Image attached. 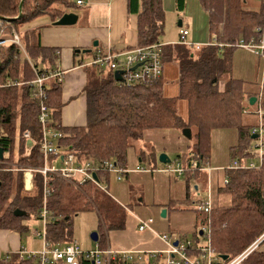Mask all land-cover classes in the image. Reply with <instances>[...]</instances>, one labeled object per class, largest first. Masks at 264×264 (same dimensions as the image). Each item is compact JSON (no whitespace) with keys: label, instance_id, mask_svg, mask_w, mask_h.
I'll return each instance as SVG.
<instances>
[{"label":"trees","instance_id":"obj_1","mask_svg":"<svg viewBox=\"0 0 264 264\" xmlns=\"http://www.w3.org/2000/svg\"><path fill=\"white\" fill-rule=\"evenodd\" d=\"M82 1V0H81ZM207 12L208 29L217 44H203L191 50L178 42L162 44L164 66H176L178 76L172 83L173 94H165L166 80L161 76L152 84L120 85L111 72L87 71L84 94L86 98L87 122L82 126H62L60 124L61 82H48L47 103L52 109V126L62 133L58 145L70 151L78 162L93 159L101 161L113 159L118 165L128 167V150L136 148L140 161L156 167V159H151L154 151L145 152L135 147L148 130L183 128L191 130V146L186 153L179 154L177 160L185 169L184 208L195 210L196 225L193 246L199 245V229L208 224L210 245L218 264H225L252 244L264 232V161L257 168L225 169L227 180L216 187L215 204L208 213L195 207L199 199L190 195L188 180L201 174L199 167L206 166L211 152V133L215 129L235 128L236 143L229 146L230 160L254 157L251 128L256 125L247 119L243 109L249 108V98L260 95L264 103V78L261 84L232 74V59L236 49L231 45L240 38L248 39L253 29L261 24L263 2L256 9L247 6L249 0H199ZM83 2V1H82ZM20 0H0V16L6 31L19 32L21 24L40 16H48L52 22L63 13L73 12L81 4L76 0H24L21 5L22 17L18 15ZM185 0H175L177 10H182ZM129 14L137 16V32L140 45L160 42L164 11L162 0H127ZM21 33L24 49L36 67L44 70L50 67L56 56L55 48L40 44L39 33L34 29ZM20 50L14 45L0 47V147L3 162L19 165L41 166L42 155L35 144L29 153L24 151L26 140L22 132L29 130L37 142L39 124L37 113L39 101L32 97L29 85L11 82L32 79L30 65L20 58ZM256 103H254L255 105ZM254 116V115H253ZM18 130V150L13 157L15 133ZM17 146V145H16ZM154 161V162H152ZM196 163L197 167L192 164ZM0 163V229H10L20 233L27 230L26 217L39 216L43 203L42 174L35 173L33 188H23L21 171L5 168ZM102 182L109 185L111 175L97 172ZM50 194L46 198V208L53 218L45 226V238L51 245L71 241L73 217L80 212L94 211L99 222L97 243L101 249L105 244L101 238L104 231L123 229L126 210L113 197L90 181L78 183L67 181L55 175L45 178ZM217 202V203H216ZM15 210L23 212L16 215ZM196 254L197 252H189ZM0 264H37L34 258L20 259L19 252L9 253L7 260ZM57 264H63L58 262ZM78 264H91L83 256ZM110 264H143L141 261H125L120 257ZM144 264H164L161 256L150 257ZM240 264H264V251L255 247Z\"/></svg>","mask_w":264,"mask_h":264},{"label":"built area","instance_id":"obj_2","mask_svg":"<svg viewBox=\"0 0 264 264\" xmlns=\"http://www.w3.org/2000/svg\"><path fill=\"white\" fill-rule=\"evenodd\" d=\"M263 2V15L261 24L257 25L253 29V34L248 38H240L231 45L236 48H243L249 50L261 57L263 61V66L261 67V79L260 83H263L264 78V0ZM77 4H81V0H76ZM6 24L0 20V47L5 45H14L20 50V58L24 59L31 67L33 78L19 79L17 81L11 82L17 85H29L32 91V97L39 101L37 122L39 124V139L37 142L31 136L29 130L22 132V138L26 140V145L24 151L29 153L31 148L36 144L38 154L43 157V164L41 166L32 165H19L17 163H11L10 168H5L15 171H21L23 177V188L27 191L33 188L34 174L39 173L44 177L43 180V203L39 210L38 218L43 221V231L34 232L35 236L42 237V250L39 253L31 251H19L20 259H31L34 258L37 264L52 263L57 264L62 262L63 264H78V257L83 256L85 259L89 260L91 264H110V262L117 257L125 261L138 260L142 261V254L139 251H129V250H112L109 247L101 249L97 242H95L94 247L91 249H83L81 244L76 240H71L67 243L51 245L45 238V226L53 218L50 216L47 210L46 198L50 194V190L46 186V176L55 175L63 178L67 181H75L78 183H83L85 181H90L95 184L99 189L108 192V185L102 182L97 176V172H108L116 180H121L123 174H128L130 172H149L154 170L153 167H144L137 164L135 167H122L118 165L113 159H105L101 161H95L93 159L86 160L83 162H78L77 158L72 152L63 150L59 146L58 141L62 136L60 130L53 127L52 124V109L47 103L48 99V82L55 80L58 82L62 81L64 74L63 70H60L58 65L51 64L49 68L40 70L36 67L34 60L29 57L24 49L22 38L19 32L6 31ZM179 41L178 43L185 45L191 50H197L201 45L198 43H193L186 40L188 35L187 28L180 27L178 30ZM223 45L217 40L209 41L207 44H217ZM162 44L160 42L140 45L133 47L125 51H114L108 49L106 51L97 50L95 51L87 61L82 62L81 66L94 67L97 70L111 72L114 79V73L118 72L120 74V79L115 80L120 85H133V84H152L154 81L158 80L162 75V70L164 68V59L162 55ZM58 52H56L57 56ZM56 63V62H55ZM255 107L250 110L249 108L243 109L244 113H252L256 119L257 123L251 128V134H256L254 139V144L252 147L258 149L254 152V157H256L257 162L252 159H232L225 169H240V168H257L264 161V103L261 101L260 95L256 98L254 102ZM59 160L62 164L61 167H56L54 162ZM1 164H6L3 159H0ZM9 164V163H7ZM193 167H197L196 163L193 162ZM207 166L199 167V170H206ZM163 171L168 173H177V175H183L185 169L182 167L179 161L169 164H165ZM96 175V178L93 177ZM227 180L224 177L223 182ZM195 207L204 212L208 213L212 208V201L210 197V190L205 198L199 199L195 203ZM153 222L152 217L148 218H138L137 228L138 230L149 229L151 223ZM202 230V236L206 239L205 245L193 246L192 240L187 238L179 237L177 234L160 233L159 238L167 242L168 249L164 251V264H218L220 257L216 256L210 245V233L208 224H202L200 229ZM264 238V232L244 251L238 254L236 257L232 258L225 264H238L245 256L252 251L256 244ZM177 241L176 245L173 242ZM189 252H197L196 254H190ZM144 253V252H143ZM149 255L152 257L160 254V251H149ZM9 254H6L4 261L8 259Z\"/></svg>","mask_w":264,"mask_h":264},{"label":"crops","instance_id":"obj_3","mask_svg":"<svg viewBox=\"0 0 264 264\" xmlns=\"http://www.w3.org/2000/svg\"><path fill=\"white\" fill-rule=\"evenodd\" d=\"M82 1L83 2L81 5H78L73 9V12L78 15L76 24L78 26H81V29H79L81 30L80 32H77V29L73 27L65 28L64 26L54 25L51 19L45 15L37 17L28 23L21 24L19 28L20 30L19 32L35 29L39 33L40 44L44 47L55 48V53L58 52L57 57L54 58L52 64L58 65L59 69L64 71L60 86V98L62 102V106L60 109V124L62 126H82L85 125L87 122L86 98L84 94V86L86 84L87 71H91L92 69L90 68V66H85V65L81 66L80 64L85 61L82 60V57H78V56L81 54H87L90 57L97 50L106 51L108 49H111L114 51L116 50L125 51L133 47L140 46L138 41V32H137V16L128 13L127 0H87V2H89V6L87 8L83 7L85 1L84 0ZM249 2L250 1H247V6L253 9H256L258 5H260V1L258 2L257 6H253L252 1H251L252 4H250ZM79 18H81V20L83 18V23H79V24L77 23ZM103 20L105 22L106 32H102V30L97 29V25L102 26ZM130 22L133 26L132 30L127 29V26ZM93 26L95 30L94 28H92ZM178 27L187 28V25L183 27V24L181 22V24L178 25ZM21 38L23 37L21 36ZM214 40L216 39L209 41H214ZM94 41L97 42L96 46L93 45ZM166 44H174V43H166ZM82 49H89V50L83 53L81 52ZM167 65L176 68V66L172 64H167ZM176 79L177 77L175 79L171 78V80L165 79L166 80L165 94L172 96L173 94L172 92L174 90V88H172V83ZM260 79H261V72H260ZM246 80H250V79H246ZM255 80H256V76L253 81ZM145 133L143 135V139H147L149 142V139H152L151 138L152 134H150L149 137H146ZM169 133H170L169 136L175 139L177 142L176 145L174 146L173 144H171L170 141L168 143L171 144L170 149H172L174 153H177L176 157L178 158L179 156L178 154H180L181 152L186 153L188 149L185 151L182 150L183 148L180 147L181 138H179L180 133L178 131L177 132L172 131ZM153 135H158V134H153ZM164 135H168V134H164ZM140 148L145 150V148L143 147ZM228 149H227V154H229ZM153 151L154 153L151 156V159L155 158L158 161V156H157L158 154L155 151V149H153ZM162 151L164 152V150ZM213 152L214 151L210 152L209 163L208 165H206L207 166L206 170H208V174H207L208 178L206 179V182L209 190L212 189L213 183H214V188H216L215 182L217 184L216 186L222 184L225 177L223 171L230 162V157H229L228 163H224V162L221 163L222 162L220 161L221 155L218 156L217 154L214 155ZM137 160L138 162H140V158ZM177 161L178 160L174 162ZM163 168L164 167L160 168V166L153 167L154 170L152 171L156 173L153 176H150V178L151 180L155 181L156 185H158L160 180L166 179L167 176L171 177V174L168 172H167L168 173L167 176L162 175L164 172L162 170ZM215 171H220L221 181L219 180L217 181V179L219 178V174ZM134 173H139V174L133 175L132 177L133 181H138L140 177L144 178L143 175H140L141 172H134ZM177 176L179 175L177 174L174 175V177ZM191 179H194V177H191ZM194 188L197 189L198 188L197 185H195ZM108 193L113 197L114 200H116L120 205H122L125 208L126 213L130 211V213L133 216L129 217L126 215L125 226L123 229L104 231L102 233L101 238L106 248L109 247L112 250H118V251L120 250L139 251L140 254H142L143 256L141 262L144 263L146 261H149L150 257L152 258L151 254L149 255L148 253L149 251H160V254L158 256H161V259L164 263L165 260L164 251L168 249V245L167 242L159 238L160 233H166L169 229H171L170 234L174 233L179 235V237L182 238L184 237L189 240L195 239L194 234L197 228L196 213L194 216L193 214H191L192 215L191 218L188 219L184 218L185 225L181 227H180L181 224H173L172 222V216L174 215L175 213L174 212L172 215H170L171 221L170 220L167 221L168 224L166 225V227L164 223L157 222L155 227L154 225H151L149 229L138 230L137 220L138 218L141 217L133 210H131L127 203L126 204L123 203L122 200L120 201L113 194H111L109 192V185H108ZM210 197L213 204L214 197L212 199L211 193H210ZM198 198L201 199L203 197L201 198L198 197ZM142 199L143 197L140 196L139 201ZM157 203L162 208L166 209V217H167L168 209L170 208L165 207L164 202L161 203L157 202ZM35 231L40 232V230H34L33 236ZM23 233L10 229H0V260H3L6 254L9 253L18 254V252L24 250V248L26 247L29 248V244L22 241ZM188 234L192 235L191 237L192 239L186 237V235ZM71 240H76V239L71 237ZM199 245H202L200 241H199ZM82 248L87 250L93 247L91 244V246H86V247L83 246Z\"/></svg>","mask_w":264,"mask_h":264},{"label":"rangeland","instance_id":"obj_4","mask_svg":"<svg viewBox=\"0 0 264 264\" xmlns=\"http://www.w3.org/2000/svg\"><path fill=\"white\" fill-rule=\"evenodd\" d=\"M83 7L87 8L89 6V2L84 0ZM250 4L251 1L253 2V6H257L260 0H249ZM175 0H162V8L164 11V19H163V26L162 32L159 35V41L163 44L166 43H176L179 41V34H178V20H181L183 27L187 25L188 36L186 40L198 43V44H207L209 40H213L214 38L211 36L208 26H207V12L204 11L201 3L199 0H185V5L182 10L175 9ZM83 23V18H79L78 22ZM65 28H76L77 32H80L81 26H78L76 23L73 25H65ZM94 28V26L92 27ZM97 29L102 30V32H106L105 22L102 21V26L97 25ZM128 30H132L133 26L131 22L127 26ZM95 30V28H94ZM20 31V30H19ZM210 35V38H209ZM78 57H82L83 61H87L89 56L87 54H81ZM232 74L233 76L242 77L245 79L260 81V72L261 67L263 66V61L261 57L257 56L253 52L243 49V48H236L233 53L232 59ZM92 71H97L96 68L90 67ZM112 74V73H111ZM164 79L171 80V78H176L178 76L177 70L173 66H164L161 74ZM249 109L252 110L255 105L249 104ZM247 119L255 123L256 119L253 114H248ZM178 131L180 140V147L183 148L182 150H187L191 145V138H185L181 131L175 128H165V129H156L147 131L145 133L146 137H149L152 134L149 142L147 139H140L137 141V145L135 147H143L145 148V152H150L149 150L155 149L157 154L159 155L160 152L167 154L170 158L173 165L175 164L174 161L177 159V153H174L172 149H170L171 144L176 145V140L169 136V132ZM157 132V133H154ZM18 130L15 133V145H13V157L17 156L18 150V139H17ZM147 134V135H146ZM158 134V135H153ZM168 134V135H164ZM163 135V136H162ZM169 136V137H168ZM168 138V140H167ZM171 138V139H170ZM183 138V139H182ZM167 140V141H165ZM237 140V132L235 128H227V129H215L211 133V151H214L213 154L221 155V163H228L229 161V154H227V149L230 145L234 144ZM171 142L169 144L168 142ZM255 142H253L254 144ZM17 145V146H16ZM154 147V148H153ZM136 148H130L128 150V167H135L137 164H140L144 167H150L148 162L140 161L138 162L137 157L135 154L137 153ZM258 149H254V152H257ZM181 152L180 154H182ZM157 155V156H158ZM179 155V154H178ZM253 161L257 162L256 157L252 156L249 158ZM231 161V160H230ZM153 162V161H152ZM157 163V167L160 168L165 166V163H161L160 161H155ZM14 163V162H13ZM209 163V161H208ZM56 167H61L62 164L59 160L54 162ZM208 165V164H207ZM7 167H11V164L6 165ZM219 174V178L217 181H221V173L220 171H215ZM224 172V171H223ZM130 172L128 174H123L122 179L120 181L116 180L113 175H111V179L109 181V192L113 194L117 199L120 201L122 200L123 203H127L131 210L137 213L141 218H148L152 217L153 222L151 225H156L157 222H161L166 225L168 224L167 221H171L173 224H181L184 226V218H191V214L195 215V210L192 208H184L182 200H184L185 195V175H179L174 177L177 173H170L171 177L167 176V172H163V176H167L166 179H162L159 181L158 185L155 184V181L151 180L150 176H153L156 172L149 171V172H141L140 175H143L144 178L140 177L138 181H133V175H138L139 173ZM145 173V174H144ZM151 174V175H150ZM208 170H202L200 176L194 177V179L188 180L189 191L192 198L199 199L198 197L205 198L208 195L209 188L207 186L206 179ZM223 183V182H222ZM195 185H197V189H195ZM215 182V187L216 186ZM158 186V187H157ZM215 191L214 183L212 185V189H210V193L212 194V199H215ZM142 196L143 199L139 201V197ZM164 202L165 207L170 208L168 209L167 217H161L160 213L161 210L164 209L158 203ZM215 201L213 200L212 207L214 206ZM217 203V202H216ZM198 212H196L197 214ZM127 216H133L130 211L127 212ZM27 231L22 234V241L29 244V248H24L23 251H31L39 253L42 250V237L41 236H33L34 230L43 231V221L40 218L34 217L30 215L26 217L24 220ZM198 222V219H197ZM73 230H72V238L76 239L81 246H91L94 247L95 242L91 240L90 234L92 232H99V222L97 219V215L94 211H84L78 213L76 216L73 217ZM197 225V223H196ZM171 229H169L166 233L170 234ZM185 235V234H184ZM186 237L191 238L192 235L188 234ZM192 239V238H191ZM200 243L202 245L206 244V239L203 236H200ZM23 246V243H22ZM259 250L264 251V239L259 241L256 245ZM27 249V250H26ZM144 263V262H142ZM45 264H52V263H45Z\"/></svg>","mask_w":264,"mask_h":264},{"label":"water","instance_id":"obj_5","mask_svg":"<svg viewBox=\"0 0 264 264\" xmlns=\"http://www.w3.org/2000/svg\"><path fill=\"white\" fill-rule=\"evenodd\" d=\"M23 1H24V0H20L19 9H18V15L15 17L16 19H19V18L22 17L21 5H22V2H23ZM4 19H6L7 21L11 20L10 18H5V17L0 16V20H4ZM77 19H78V15H77L76 13H74V12H66V13H63V14H62L57 20H55V21L53 22V24H54V25H60V26L73 25V24L76 23ZM177 24H178V25L181 24L180 20H178V23H177ZM93 45L96 46V45H97V42L94 41ZM88 50H89V49H82L81 52L84 53V52H86V51H88ZM77 51H79V50H77ZM114 79H115V80H119V79H120V74H119L118 72H115V73H114ZM255 101H256V97H255V96H251V97L249 98V104H254ZM181 133H182V135H183L185 138H188V139L191 138V130H190L189 128H183V129L181 130ZM256 136H257L256 134H251V138H252V139H253V138H256ZM2 157H3V149H2V147H0V159H1ZM158 161H160L161 163H165V164H167V163H169L171 160H170V158L167 156L166 153L162 152V153H160V154L158 155ZM93 177L96 178V175L93 174ZM15 214H16V215H22L23 212L20 211V210H15ZM160 215H161V217H165V216H166V209H165V208L161 210ZM201 234H202V230H199V235H201ZM90 238H91V240H93L94 242H97V240H98V233H97V232H92V233L90 234ZM258 243H259V242H258ZM258 243H257V244H258ZM176 244H177V241H174V242H173V245H176ZM257 244H256V245H257ZM220 258L223 259V260H226V259L228 258V256L224 254V255H220Z\"/></svg>","mask_w":264,"mask_h":264}]
</instances>
